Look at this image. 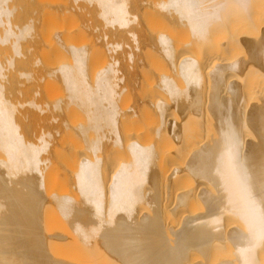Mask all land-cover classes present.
Returning <instances> with one entry per match:
<instances>
[{"label":"bare ground","instance_id":"1","mask_svg":"<svg viewBox=\"0 0 264 264\" xmlns=\"http://www.w3.org/2000/svg\"><path fill=\"white\" fill-rule=\"evenodd\" d=\"M80 1L110 30L105 41L128 34L138 46L124 51L120 42L107 41L104 65L89 79L85 52L69 41L70 62L60 63L53 79L90 113L93 130L102 134L100 146L117 143L124 155L111 165L103 146L81 149L64 170L71 192L53 193L47 165L59 151L53 124H63L51 116L37 86L27 97L18 89L24 86L18 79L33 77L19 66H38L31 52L49 42L62 49V32L47 36L43 24L48 15L76 14ZM136 3L140 10L147 5ZM259 3L155 0L154 13L165 28L142 25L141 43L129 30L139 27L130 0H0V264H77L54 260L71 237L77 249H94L101 259L97 264L103 258L109 264H264V11L258 8L257 14ZM173 28L184 33L187 46H176ZM237 49L240 53L233 54ZM135 52L166 57L169 71L153 78L140 61L146 72L141 135L123 138L116 99L125 79L119 67L123 58L134 62ZM44 71L37 70L40 76ZM62 102L57 98L53 109L60 111ZM54 224L62 226L61 233L51 232ZM67 248L60 253L73 252Z\"/></svg>","mask_w":264,"mask_h":264},{"label":"rangeland","instance_id":"2","mask_svg":"<svg viewBox=\"0 0 264 264\" xmlns=\"http://www.w3.org/2000/svg\"><path fill=\"white\" fill-rule=\"evenodd\" d=\"M53 1H56L58 3H64L68 0H53ZM136 1L137 2L139 1L138 2L139 6L143 1H147V5L145 4L146 7L145 8L143 7L144 9L140 10V8H135L134 6ZM258 1L260 2L259 3L260 6L257 5L259 7H257L256 12L258 8H260L259 10L262 13V11H264V7H263L264 4H261V2L264 3V1L263 0L262 1L258 0ZM154 2H151V0H134V1L130 0V4L131 3L133 4V8L130 7V11L133 15H136L137 20L139 22V27L138 24L137 25L135 24L132 25V27L130 26L129 30L130 31L132 30L131 32L135 33L136 36H138L137 40L138 39L140 40L141 38V43L143 41L145 42V40L143 39L140 33V28L142 25H144L145 28L147 29L150 27L155 30L165 28L164 23H162L160 20L161 17L158 14L154 13V9H153ZM79 4L81 5L82 9L79 10L76 14H70V15L64 14L61 15L59 18L53 15L50 16L48 15L46 17L45 23L43 24L42 31H44V34L47 36H52L56 29L62 32V37H63L62 49L49 42L45 45V47H43L41 51L31 52V56H30L31 62L39 61L38 66L34 65L31 68L28 67L27 63H21L20 62L21 60L17 59V65L19 63L22 64L21 66H19V68L23 72H31L33 75V77L30 80H28L26 77H21L20 79H18L19 82L24 84V86L18 85L17 86L18 89L24 93L25 97H27L31 88H33V86H37L41 91L46 102L50 104L49 110L51 111V116L58 117L59 119L58 123L63 124V125L60 124L59 126L53 124L55 128L58 129V135L56 137V140H54V144L58 145L59 151L55 155H51V160L48 162L47 165L48 180L53 189L52 190L53 193L55 192L54 190L57 189L60 191L64 190L63 192L61 191V193H66L69 190V188H71L69 184V176L67 172L64 173V170H66L65 167L72 160H74V158L77 156L78 152H80L81 149L83 148L90 149L94 144L95 145L97 144L98 145L97 148H99L100 146L99 142L101 140V135H102L101 133H95V131L93 130V123L89 119L90 113L84 107L80 106L76 102V100H69L67 97L68 91L64 86V84L62 83L57 84L53 79V75L55 72L54 69L60 63L70 62L68 46L66 45V43L69 41H73L82 51L85 52V57H86L85 68L89 79H93L96 74V70H98L104 65L101 64L103 63L102 52L105 51V47L103 45L107 41L111 40L110 42L112 43L120 42L123 45L124 51L135 49L138 46L136 45L137 43L134 41V39H132V35L129 36L128 34L127 36L125 35L123 38L115 37V39L110 36V38L108 40L106 39L105 41V38L103 37L106 34L108 35L111 34L110 30L106 27L105 22L98 16L97 12L93 9V7L88 5V3L84 1H80ZM261 5L263 6L261 7ZM259 12H257V14ZM169 31L172 33V36L175 38L176 46L179 45H181L182 47L187 46V43L185 44L183 43L184 39H186V36H184V33L181 30L173 28L172 30ZM143 46L142 48H144ZM23 52L25 54L26 53L29 54L28 47L25 46ZM239 53L240 50L237 49L233 54H239ZM135 54L137 57L134 62L130 63L129 61L123 58L120 62V67H119L120 72L122 73V74L120 73L121 74L120 76L121 77L124 76V79L126 80V81L124 80L123 82L124 85L121 84V87L122 86L124 87L120 90L116 99L117 112H118V129H119V133L123 138L126 136L128 137L129 135H135L134 137L136 136L139 137L141 135L143 120H142V115L140 114L141 109L139 104H140V96L142 92L141 82L143 81L146 72L142 69L143 62L141 66L140 61H144L146 63L148 67L147 75L153 78L157 77L158 74L164 71H169L166 57L160 54L154 55L151 52L147 53L146 55L139 54V52H135ZM108 60L110 59L107 58L106 61H104V63L107 62ZM41 66L45 69L43 76H40V74L37 72V70ZM59 97L63 98V102L60 105L61 110L55 111L53 109V104L55 100ZM190 128H192L191 125L189 126V129ZM105 143L106 142L103 143L105 147L101 144L100 148L103 146V149H100V151L102 150L103 151L102 153L106 154L104 155V157L105 156L107 157V158L105 157L106 163L110 162L112 165L118 162V160L124 155V153L119 144L110 142V144L106 143L108 144V146H106ZM83 150L86 151V149ZM107 151L110 153H108ZM108 157H109V161H108ZM188 184L192 186L191 183ZM71 190L72 189H70L69 191L71 192ZM75 193L71 195L76 196L77 194ZM51 208L49 210H51ZM53 210L54 209H52V211ZM53 221L55 222L56 220L53 219ZM56 222L58 223V221ZM60 224L54 226L56 232L54 230H53L54 232L51 231L53 228L52 226L50 231L52 233H61L58 230V229L61 230L63 229L61 228L62 226H60ZM63 226L66 227L67 225L66 226L63 225ZM57 230L59 232H57ZM68 230L70 231V229H67L65 232H67ZM68 234H66V236ZM71 238L70 240H67V243L65 242L64 243L65 246L67 245V247H69V249L71 248L73 252L69 250L72 253L71 252L60 253L63 247L65 246H63L64 243L62 245L57 244L58 246H63V247L61 248L60 251L58 250L59 252L57 253L54 252L55 253L54 260L64 261V259L58 258V256L69 258L71 259V262L75 261V263L77 264H97L98 261L101 260L98 259L97 254L94 253V249H91L90 251H81L80 249H77L76 245L78 244L79 246V243L76 241V245H75L74 241L76 239L75 238L71 239ZM73 239L74 241H72ZM56 248L58 249L57 246ZM66 248H64L65 252H66ZM64 249L62 251H64ZM81 249H83V247H81ZM69 259H67V261L65 262H69ZM104 259L105 258L102 259L101 264H109Z\"/></svg>","mask_w":264,"mask_h":264}]
</instances>
